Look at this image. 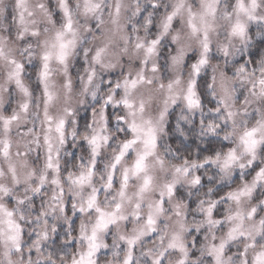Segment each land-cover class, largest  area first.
Returning a JSON list of instances; mask_svg holds the SVG:
<instances>
[{
    "label": "clouds",
    "instance_id": "9594fccd",
    "mask_svg": "<svg viewBox=\"0 0 264 264\" xmlns=\"http://www.w3.org/2000/svg\"><path fill=\"white\" fill-rule=\"evenodd\" d=\"M0 264H264V0H0Z\"/></svg>",
    "mask_w": 264,
    "mask_h": 264
},
{
    "label": "snow or ice",
    "instance_id": "6c2138e0",
    "mask_svg": "<svg viewBox=\"0 0 264 264\" xmlns=\"http://www.w3.org/2000/svg\"><path fill=\"white\" fill-rule=\"evenodd\" d=\"M249 135H251V133H249Z\"/></svg>",
    "mask_w": 264,
    "mask_h": 264
}]
</instances>
